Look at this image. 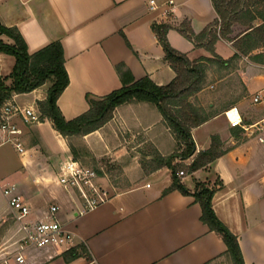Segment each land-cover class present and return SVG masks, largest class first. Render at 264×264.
Returning a JSON list of instances; mask_svg holds the SVG:
<instances>
[{"label":"crops","instance_id":"obj_1","mask_svg":"<svg viewBox=\"0 0 264 264\" xmlns=\"http://www.w3.org/2000/svg\"><path fill=\"white\" fill-rule=\"evenodd\" d=\"M168 1L156 0L158 5L152 8L151 0H0V21L19 29L31 53L53 41L62 42L70 83L58 104L64 116L73 119L89 109L88 93L103 96L122 87L118 64H125L135 79L150 76L162 85L175 78L153 30L155 22L173 25L167 34L170 44L191 59L212 56L176 26L189 20L194 31L201 32L218 17L213 0H175L174 5ZM262 22L257 18L255 24ZM232 29L231 38L249 30L241 22H235ZM215 51L228 59L237 49L232 40L222 38ZM262 51L264 46L253 53ZM242 59L246 63L236 69L246 95L254 96L264 89V64L249 55ZM14 64L13 55L0 53L2 75H9ZM41 87L28 93L34 94L30 103L35 101V106L47 97L46 90L39 92ZM18 95L11 103L18 104ZM30 103L21 106L33 107ZM136 103L119 105L104 126L80 137L93 156L111 157L113 164L122 161L119 164L130 181L129 186L117 189L100 166L111 198L92 210L84 211L78 195L58 182L61 159L71 149L51 120L21 124L25 153L12 143H0V228L14 215L5 194L14 185L30 206L32 219L44 218L51 205H59L58 217L75 234L74 246L83 243L87 248V255L67 261L64 252L72 246L29 247L24 251L28 264H234L221 234L202 220V206L195 195L178 188L167 191L173 183L172 170L156 158L179 150V140L156 104ZM255 105L264 115V105ZM227 110H219L192 130L195 154L211 146L214 134L223 140L226 152L182 177V182L194 191L198 182L213 185L222 180L213 208L238 236L245 264H264V145L235 128ZM211 122H216L214 128L199 131ZM193 158L175 162L189 163ZM4 234L0 257L17 249L23 235L16 222Z\"/></svg>","mask_w":264,"mask_h":264},{"label":"trees","instance_id":"obj_2","mask_svg":"<svg viewBox=\"0 0 264 264\" xmlns=\"http://www.w3.org/2000/svg\"><path fill=\"white\" fill-rule=\"evenodd\" d=\"M213 3L218 17L201 32H195L189 20H184L176 26L185 37L194 42L195 46L205 47L212 52V56L191 59L187 53L177 50L170 44L167 34L173 25L167 22H155L152 25L153 30L163 45L165 59L176 72L175 78L162 85L156 83L150 76L135 79L125 64H118L117 69L123 81L122 87L103 96L88 93L86 97L90 105L89 109L73 119H67L58 104L59 97L70 83L62 42L53 41L31 53L19 29L0 21V53L4 52L15 57L14 67L9 75L1 74L0 65V124L4 117V106L10 103L16 94L28 93L49 83L47 97L37 102L40 121L51 120L54 128L68 139L70 154L87 165L84 162L85 158L94 159L93 154L84 142L81 146L71 143L72 138L82 137L104 126L113 118L115 109L123 103L145 101L156 104L169 127L177 135L180 145L179 150L169 156L156 158L162 166L166 165L172 170L173 183L167 191L178 188L185 194H194L202 206V220L212 230L221 234L234 264H245L238 236L218 217L213 208L214 194L223 186V181L219 180L213 185L198 182L196 189L191 191L177 176L179 165L175 162L177 158L187 159L194 155L192 162L186 165L188 173H193L215 161L227 150L223 148L220 136L214 134L211 146L195 154L193 128L219 113L213 105H210L212 108L208 111L207 108L196 105L190 99L204 88L208 65L217 63L223 68H230L241 60L243 55H249L255 62L264 64V51L253 53L255 49L264 46V0H213ZM257 18H261L263 22L255 24ZM235 22L247 25L249 30L243 35L231 38ZM3 36L9 37L12 42L6 41ZM222 38L232 40L237 49L228 59L215 51L217 41ZM235 128L242 129L240 126ZM94 168L102 173L99 166L96 165ZM83 255H87V248L83 243L64 252L67 261Z\"/></svg>","mask_w":264,"mask_h":264},{"label":"built area","instance_id":"obj_3","mask_svg":"<svg viewBox=\"0 0 264 264\" xmlns=\"http://www.w3.org/2000/svg\"><path fill=\"white\" fill-rule=\"evenodd\" d=\"M174 3L175 0L168 1L169 5ZM157 5L156 0H151L152 8H156ZM253 103L264 105V89L253 96ZM3 111L4 117L0 124V134L3 136L0 138V143H12L21 153H25L26 148L21 140L23 134L21 124L40 122V112L31 106H21L11 102L4 106ZM227 113L233 117L234 127H242L249 136L257 138L264 145V115L259 120L246 122L239 107L229 108ZM60 166L58 182L78 195L84 211L95 209L110 200V188L103 182L98 170L84 165L71 154L61 159ZM180 173L185 172L181 170ZM5 194L14 210L13 219L23 235L17 249L0 257V264H28L24 251L29 247L74 246L75 234L59 219V205H51L49 214L44 218L32 219L31 208L19 194L16 186L7 187Z\"/></svg>","mask_w":264,"mask_h":264},{"label":"rangeland","instance_id":"obj_4","mask_svg":"<svg viewBox=\"0 0 264 264\" xmlns=\"http://www.w3.org/2000/svg\"><path fill=\"white\" fill-rule=\"evenodd\" d=\"M245 63H246V60L244 59H242V61L238 60L237 63L235 65H231L230 68H223L217 63H210L208 65L207 79H206V82L204 83V88H206V90L202 92V94L200 95L197 93L194 94L192 97H190V99L196 105L207 108L208 111L211 110L212 108L210 105H213V108L216 111L223 110L224 108L229 109L232 107H239L243 112L246 122L259 120L260 118L263 117V112L259 110V106L253 103V95H249V94L246 95V90L243 85L240 72L236 69L237 66L242 67L244 66ZM49 85H50L49 83H47L46 85H43L40 88L39 92H42L45 90L48 91ZM28 93L19 94L17 98L15 99V101L20 105L29 104L34 94H28ZM138 103H145V101H140ZM30 104L34 108L37 107L35 106V101H33ZM140 105L141 104H139V109H141L142 107ZM215 125H216V122H211L210 124L201 128L199 131L208 130L209 128H214ZM177 140H178V137H177ZM70 142L75 144L76 146L82 145V141L80 137L72 138ZM143 145H147L145 148L146 151L151 152L152 148L148 146V144H143ZM84 162H86L85 164L89 166L95 167L97 165L99 167L100 166L104 167L110 179L112 180V182L118 187V188L116 187L117 189L127 187L130 185V181L127 180L128 178L126 179L127 174L125 170L119 164V163H122V161L121 162L119 161L113 164V160L111 157L94 155V159L90 157H86ZM176 163H178L179 165L177 176L180 177L181 180H182V177H185L191 174V173H188V167L186 166L190 164L191 162L186 163L185 161L179 160V162H176ZM181 170H184L185 173L181 174L180 173ZM12 219L13 217L11 216V218L9 217V219L6 222L1 224L2 227L0 228V241L6 234V233L4 234V232H6V229L15 223L13 222L14 220ZM5 245L9 246L10 241L7 240L5 242Z\"/></svg>","mask_w":264,"mask_h":264}]
</instances>
